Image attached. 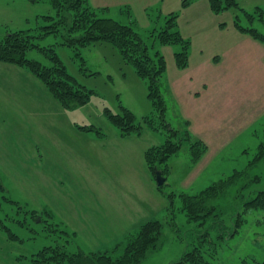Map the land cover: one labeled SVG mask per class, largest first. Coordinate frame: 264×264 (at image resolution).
Returning a JSON list of instances; mask_svg holds the SVG:
<instances>
[{
  "label": "rangeland",
  "instance_id": "1",
  "mask_svg": "<svg viewBox=\"0 0 264 264\" xmlns=\"http://www.w3.org/2000/svg\"><path fill=\"white\" fill-rule=\"evenodd\" d=\"M236 1L249 12L264 10V0ZM60 2L74 5L73 0ZM212 13L225 14L235 31L234 17L245 16L237 8ZM98 16L132 25L151 45L150 52H161L164 107L156 109L147 96V80L112 42L99 40L76 48L64 44L67 28L61 24L52 28L56 32H45L44 26L59 18L51 0H0V38L27 32L35 44L28 58L50 66L52 49L67 73L90 91L87 103L67 109L26 69L0 63V264H33L40 249L56 243L68 252L107 251L118 257L127 238L150 220L162 223L161 236L140 264H181L189 251L202 253L212 264H264V210L244 206L264 190V158L254 166L250 163L264 142L263 80L258 79L262 87L255 91L248 90L244 80L227 79L225 108L221 102L214 106L215 98L208 97L206 142L189 130L167 86L166 75L175 71L170 69L171 55L177 69L174 52L179 47L157 41L166 15H152L146 29L126 6H106ZM177 19L178 34L189 40ZM242 22L264 30L258 21ZM219 25L226 31L230 27ZM233 67L226 65L227 75ZM204 97L193 94L189 110H200ZM122 107L133 114L139 134L121 135L109 120L106 110L121 114ZM214 138H224L219 153L211 142ZM193 142H200L193 145L200 153L194 160ZM170 143L178 151L154 160L165 178L158 187L144 153L151 149L156 154ZM235 177L239 180L226 194L211 201L220 209L216 216L202 218V211L185 208L186 199L193 201L208 186Z\"/></svg>",
  "mask_w": 264,
  "mask_h": 264
},
{
  "label": "trees",
  "instance_id": "2",
  "mask_svg": "<svg viewBox=\"0 0 264 264\" xmlns=\"http://www.w3.org/2000/svg\"><path fill=\"white\" fill-rule=\"evenodd\" d=\"M36 1V0H30ZM74 5H64L60 0H51L52 5L57 11V21L51 25L44 26L45 32H56L54 26L61 24L66 29V35H63V42L68 46L84 47L99 40H108L112 42L121 52L122 56L133 64L137 74L146 79L147 96L156 106L164 107V98L161 93V80L165 73V60L158 50L150 52L151 45L143 40L136 32L135 28L130 24H123L111 17H100L98 12L106 7H93L89 0H73ZM190 1L183 0L181 5L185 7ZM212 12L218 13L229 8H237L244 13V18L234 17L233 25L235 29L241 33L250 35L252 38L264 43V30H258L250 25L243 24L242 20L258 21L264 27V10L256 7L252 12L244 10L236 0H208ZM120 9V8H119ZM122 9V8H121ZM150 15L151 13L148 12ZM159 15L157 14L155 16ZM178 12L168 13L162 17L165 19L162 25V31L157 35V41L160 44H175L179 47L174 52L175 63L178 68H184L188 63L189 56V40L182 38L176 28V19ZM48 18L52 19L51 16ZM74 33H77L74 34ZM68 35V36H67ZM70 36V37H69ZM68 37V38H67ZM33 36L23 30L7 33L0 38V62L13 64L26 69L33 76L39 79L51 95L67 109L75 108L87 103L89 98V90L67 73L62 61L57 54L51 49L50 58L52 64L45 66L40 62L30 59L26 53L35 44L32 43ZM159 110V109H158ZM157 110V111H158ZM160 113V112H159ZM109 120L120 130L121 135L131 133L139 134L140 126L135 123L133 114L126 108L122 107L121 114L111 113L106 110ZM188 125V123H186ZM82 128V127H81ZM92 130V128H89ZM176 134L178 133L177 130ZM99 133V132H98ZM168 141V140H166ZM200 142H193L191 159H197L200 153H196L193 145ZM164 144L157 153L147 149L144 158L148 168L154 174V160L162 159L168 154L178 151ZM153 149V148H152ZM202 152L205 146L201 147ZM162 155V156H161ZM264 158V142L258 145L257 153L251 162L254 165ZM250 168V167H249ZM248 169V168H247ZM244 171L239 176H243L247 172ZM245 173V174H244ZM243 174V175H242ZM239 178V177H238ZM258 179V177H257ZM237 177L230 180H223L219 184L208 186L204 192L196 196L193 201L185 200L186 209L192 213L193 211H202L203 217L209 214L216 216L220 209L211 204V201L217 197L224 196L228 187L236 182ZM1 186V185H0ZM2 188V186H1ZM219 190L216 193V190ZM188 198V196H186ZM5 201H9L6 197H2ZM247 208H260L264 210V190L259 191L255 197L244 202ZM240 224H235L239 227ZM162 223L158 220H150L143 223L138 231L127 238L123 252L118 257H112L107 251H81L68 252L66 246L62 243L45 246L40 249L31 261L33 264H140L154 250L159 243L161 236ZM181 264H212L202 253L187 252L182 257Z\"/></svg>",
  "mask_w": 264,
  "mask_h": 264
},
{
  "label": "crops",
  "instance_id": "3",
  "mask_svg": "<svg viewBox=\"0 0 264 264\" xmlns=\"http://www.w3.org/2000/svg\"><path fill=\"white\" fill-rule=\"evenodd\" d=\"M182 1L89 0L90 4L97 8L106 6L109 8H115V6L128 7L142 29L149 26V18L156 15L157 11L159 15L179 12L177 22L181 34L189 38L191 42L190 54L187 67L181 70L174 67L173 56L171 55L170 69L175 71L166 75L167 86L174 100L177 101L179 114L189 121V130L208 142L209 138L204 136L207 135L206 128H209L207 124L209 120L206 117L207 110L205 111L210 104L208 97L215 98L214 106L219 107V102H221L225 108V92L227 87H230L227 85L229 78L236 80L235 82L244 80L248 90L256 91L259 85L262 87L258 79H262L264 83V47L250 36L235 31L225 14L214 15L209 8L208 0H192V2L188 0L190 3L185 7H182ZM148 12L151 14H147ZM220 23H226L230 27L226 31L225 28L220 27ZM215 56L218 57L217 61H213ZM166 63L168 70L167 59ZM227 64L236 67H233L228 75ZM213 66L216 67L214 70ZM236 87L235 91L237 90ZM238 88H240L239 92L242 93V87L239 85ZM197 92L199 95L205 96L201 103V109L189 110L187 103H191V96ZM220 97H222L221 101H219ZM215 139H212L211 142L216 143L214 148L219 153L225 141L224 138L222 140L217 138L218 140L214 141Z\"/></svg>",
  "mask_w": 264,
  "mask_h": 264
},
{
  "label": "water",
  "instance_id": "4",
  "mask_svg": "<svg viewBox=\"0 0 264 264\" xmlns=\"http://www.w3.org/2000/svg\"><path fill=\"white\" fill-rule=\"evenodd\" d=\"M154 177H155L156 185L158 187L161 186L165 181V178L162 175L161 170L158 169L157 167L154 168Z\"/></svg>",
  "mask_w": 264,
  "mask_h": 264
}]
</instances>
